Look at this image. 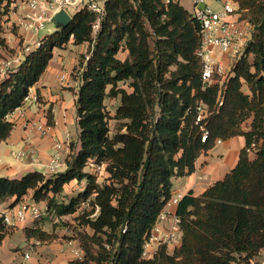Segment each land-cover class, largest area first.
<instances>
[{"label": "trees", "instance_id": "obj_1", "mask_svg": "<svg viewBox=\"0 0 264 264\" xmlns=\"http://www.w3.org/2000/svg\"><path fill=\"white\" fill-rule=\"evenodd\" d=\"M235 1L254 29L245 49L250 58H238L222 84H202L199 25L177 0H106L93 44L95 15L80 9L0 76L1 142L13 128L7 114L22 104L53 49L70 39L75 45L88 43L75 100L77 143H70L65 170L0 177V203L12 198V206L30 191L31 199L46 203L44 213L73 215L79 203L91 205L74 215L79 225L73 226V236L83 256L68 264H233L264 249V0ZM116 98L110 115L104 101ZM199 104L207 115L196 123ZM46 118L52 125L51 107ZM111 118L123 121L112 135ZM235 136L245 139L235 166L202 193L190 191L178 201L180 244L171 253L162 246L153 259H142L145 238L171 196L172 180L192 173L196 159L217 140ZM91 161L104 163L100 175L85 170ZM73 180L86 185L58 201ZM95 207L97 213L89 217ZM14 227L0 217V244ZM39 227L38 221L23 227L25 237L56 238Z\"/></svg>", "mask_w": 264, "mask_h": 264}, {"label": "crops", "instance_id": "obj_2", "mask_svg": "<svg viewBox=\"0 0 264 264\" xmlns=\"http://www.w3.org/2000/svg\"><path fill=\"white\" fill-rule=\"evenodd\" d=\"M180 5L182 0H177ZM190 7L191 3L187 0ZM186 9L187 11L190 9ZM25 36V41L31 42L32 33L22 31ZM68 43H72L70 39ZM67 43V44H68ZM55 47L53 49V56L49 61L46 69L39 77L38 81L30 88L31 99L27 100L24 106V118H18L13 123V128L10 136L0 142H8L10 144L21 143L22 148L17 151H25L26 156L22 158L13 157L18 161V165L22 170L39 171L44 173V166L49 161V156L53 152V145L55 142L69 144L75 136L78 135L77 115L75 100L78 89L82 83L81 74L78 72L76 80H70V74L75 67L77 61L75 59L78 55H86L88 43L74 45L66 54L63 50L67 47ZM126 52H122L125 56ZM225 68V74L229 73V65L226 64L225 57L221 59ZM61 75L64 78H61ZM244 92H247L244 87ZM36 96V101L32 97ZM51 107L52 122L49 132L45 136L32 127L25 126V119L44 122L47 120L46 111ZM11 121L10 118H8ZM250 119L243 123L245 130L249 129ZM245 139L243 136L230 137L225 140L216 142L215 146L207 152L201 154L195 162V170L182 177H177L172 180L171 195L181 194L182 196L188 192L193 195L202 193L208 186L215 181L221 179L230 169H232L237 160L240 149L244 146ZM11 152V151H10ZM70 148L65 149L62 155V164L59 171L62 172L66 168V159L69 157ZM11 155V153H10ZM2 164L0 160V165ZM18 166L2 167L0 168V177L20 178L16 177L18 174ZM49 175V174H46ZM67 184L63 187V191ZM21 199H31V192L29 191ZM33 200V199H32ZM12 198L0 203V212H4L11 204ZM41 205L46 208V203L41 202ZM169 209L175 212L176 205H171ZM74 216V214L72 215ZM54 220H58L54 217ZM39 224V223H38ZM162 228L167 226V222L159 223ZM40 229L47 233H53L56 238L51 242H40L33 238H26L23 233V226H15L8 234L5 235L0 244V264H43V259L53 253V257L47 264H68L69 261L75 259L71 253L72 248L79 247L78 240L73 236V227H47L45 224H39ZM29 227L31 225H28ZM21 231L20 234L24 239V243L28 249L22 253L21 259H17L16 251L18 245L15 240V232ZM71 241L72 244H68ZM46 249H44V247ZM33 250L35 258L31 256L29 251ZM264 249L259 252L263 253ZM28 257H25V255ZM28 261L27 263H25Z\"/></svg>", "mask_w": 264, "mask_h": 264}, {"label": "built area", "instance_id": "obj_3", "mask_svg": "<svg viewBox=\"0 0 264 264\" xmlns=\"http://www.w3.org/2000/svg\"><path fill=\"white\" fill-rule=\"evenodd\" d=\"M189 1L191 7L188 12L199 25L200 38L196 53L201 59V82L203 85L218 81L219 84H222L227 74H225V68L221 59L225 57L226 64L230 68L238 58L243 56L250 58V54H246L245 49L248 42L252 39L254 32L253 26L246 18L242 17L238 3L235 0H215L220 6L219 10L213 9L206 3V0ZM105 2L106 0H23L20 3H23L22 6L25 10L22 12L23 7H20V11L15 17V24L19 26V29L34 34L44 28L47 22L53 21V16L60 10L67 12L69 8H73L76 11L86 9L95 15V21L91 25V43L93 44L100 27L101 18L104 14ZM68 15L71 16L69 13ZM38 45L39 40L34 42V44L32 43L30 47H26L24 53ZM24 53H20L19 56L5 61L3 66L0 65V76L3 77L10 70V67L13 68L17 65ZM88 56V54L85 55V60ZM81 69L79 68V71ZM61 78H64V76L61 75ZM28 99H31L29 92L24 97L22 104L7 114V119L10 118L11 122H14L18 118H24V106ZM32 99L36 101V96H33ZM196 110L197 116L195 122L197 123L206 117L207 109L203 104H199ZM24 121L25 126L35 128L41 136H45L51 127L47 123V120L38 122L25 119ZM201 129L203 130L202 140H204L207 132L203 127ZM219 141L217 140V142ZM253 146L254 144H252ZM53 149L47 165L44 166V175L60 172L59 168L62 164V155L65 149H69V146L68 144L65 145L64 142H55ZM10 153L16 158L26 156V152L23 150H12ZM103 167L104 163L102 161H91L87 163L85 170L88 173L100 175ZM181 197L182 195L178 193L170 196L164 209L159 214L156 223L145 238L140 255L142 259H153L162 246L170 249L171 251L169 253H171L174 247L180 244L182 235L180 218L169 207L171 205H177ZM82 204L85 205L88 203L85 201ZM45 209L41 205V202H36L32 199H20L12 206H9L4 212H0V217L6 226L25 227L38 221L44 214ZM97 211L98 207H95V213L93 212L89 217H93ZM160 222H167V226L162 228L159 224ZM68 244H72V242L69 241ZM71 253L75 259L83 256V251L80 246L72 248ZM25 257H28V255L26 254Z\"/></svg>", "mask_w": 264, "mask_h": 264}, {"label": "rangeland", "instance_id": "obj_4", "mask_svg": "<svg viewBox=\"0 0 264 264\" xmlns=\"http://www.w3.org/2000/svg\"><path fill=\"white\" fill-rule=\"evenodd\" d=\"M23 0H3L2 3H0V65L3 66V63L7 60H10L13 57L19 56L20 53H24L26 47H30L32 43L36 42L39 40L43 35L52 33L56 28L58 27L53 21H49L45 24L44 28L40 29L36 33H34L31 37V42L30 41H25V36L22 31L23 29H19V26L15 24V17L17 16L18 12L20 11V7H23ZM206 3L210 5L213 9L219 10L220 6L215 0H206ZM181 5L188 9L190 7L189 3L187 0H182ZM25 10L23 7L22 12ZM76 10L73 8L67 9V12L72 15ZM74 45L72 43H68L67 47L63 50V54H66V52L69 49H72ZM84 55H78L75 57L77 63L75 67L72 69L71 74H70V80H76V77L78 76L79 68H80V61L83 58ZM120 57H123L122 54H119ZM18 65V64H17ZM17 65H15L13 68H15ZM10 67V69H13ZM82 80V79H81ZM120 87H126L128 91H131V88L127 86V83H119ZM29 94H30V89H29ZM30 100V99H28ZM119 99H105L104 105H105V110L109 112L110 115H114L115 113V108L118 105ZM47 113V111H46ZM46 116V115H45ZM123 121L122 120H115V119H109L108 120V127H109V132L112 135L116 130H119L120 127L122 126ZM73 142L77 143V136L74 137L72 140ZM23 146L21 143L17 144H10L8 142H3L0 145V160L2 164L0 165V168L2 167H16L18 166V175L16 177H21L24 175L27 171V169L22 170L20 166L18 165V161L10 155V151H17L21 149ZM70 148V144H69ZM78 149V146L75 147V150ZM72 151L70 150L71 155ZM255 153L254 151H251L250 158H254ZM101 181V179L99 180ZM86 185V180H81V181H76L73 180L67 184V187H65L64 191L62 192L61 195H59L58 201H66L63 199H66L67 197L70 196H75L79 191H81ZM63 198V199H62ZM91 210V205L85 204L83 205L82 203H79V205L76 207L75 212L73 213L74 215H81L83 213H86ZM95 213V210H94ZM76 216V217H77ZM54 217H57L58 220H54ZM72 215H61L58 216L55 214V212H45L41 219L38 220L39 224H45L47 227H73V226H78V220L76 217ZM82 227V226H79ZM21 231H16L15 232V240L18 245V250L16 251V257L17 259H21L22 253L25 251H28L24 239L22 238V235L20 234ZM44 247V246H43ZM46 249V247H44ZM166 250L169 252L171 251L170 249ZM31 253V256L35 258V253L33 250L29 251ZM49 256L53 257V253ZM52 257H47L43 259V264H47L50 262ZM26 261L25 263H27ZM233 264H264V252L261 254H257L254 257H251L248 260H244L241 257H238Z\"/></svg>", "mask_w": 264, "mask_h": 264}, {"label": "water", "instance_id": "obj_5", "mask_svg": "<svg viewBox=\"0 0 264 264\" xmlns=\"http://www.w3.org/2000/svg\"><path fill=\"white\" fill-rule=\"evenodd\" d=\"M71 20V16L68 15L67 12H65L64 10H60L58 11L54 16H53V22L57 25V26H62L65 27L69 24Z\"/></svg>", "mask_w": 264, "mask_h": 264}]
</instances>
